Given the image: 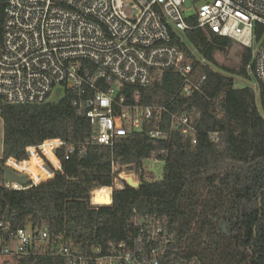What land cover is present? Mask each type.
I'll return each mask as SVG.
<instances>
[{
	"label": "built area",
	"instance_id": "obj_1",
	"mask_svg": "<svg viewBox=\"0 0 264 264\" xmlns=\"http://www.w3.org/2000/svg\"><path fill=\"white\" fill-rule=\"evenodd\" d=\"M194 29L212 30L250 49L248 71L264 86V0H6L2 23L0 18V102L41 105L60 90L64 97L74 96V105L87 118L91 144L113 150L120 139L146 133L170 146L179 133L194 146L195 114L171 110L176 98H191L206 80H191V56L183 50L185 33ZM169 72L184 78L170 102L147 105L140 90L129 92L158 86ZM1 113L0 108V120ZM211 139L218 142L219 135ZM60 152L70 160L85 149L61 138L29 146L28 158L7 160L5 172L27 177L30 185L9 182L4 172V188L25 190L54 179L63 172ZM168 152L154 150L139 167L113 157L111 195L126 185L139 189L158 182L154 169L164 172ZM98 190L91 196L96 208ZM173 240L159 216L137 211L124 240L92 250L48 228L13 231L0 219V264L43 256L64 258L67 264H162Z\"/></svg>",
	"mask_w": 264,
	"mask_h": 264
},
{
	"label": "trees",
	"instance_id": "obj_2",
	"mask_svg": "<svg viewBox=\"0 0 264 264\" xmlns=\"http://www.w3.org/2000/svg\"><path fill=\"white\" fill-rule=\"evenodd\" d=\"M6 0H1V23ZM191 56V80L202 82L191 98H176L171 110L195 114L197 144L179 133L173 144H157L146 133L120 139L112 150L91 144V127L67 93L58 103L4 105L3 158L0 159V219L14 231L28 226L48 228L92 250L126 238L134 211L161 218L174 235L162 264H264V86L237 88L234 75L251 79L252 51L243 49L241 68L220 65L219 53L235 42L208 29L185 33ZM190 48L197 51L191 55ZM202 60L205 62L202 63ZM255 77V75H254ZM184 84L174 72L162 84L140 90L147 105L166 104ZM217 133L214 142L211 134ZM61 138L84 148L65 160L63 172L25 190L4 188L5 162L28 158L27 148ZM167 149L168 159L158 182L139 189L114 191L110 206L94 207L92 192L111 187L112 158L139 167L154 150ZM163 157V152H158ZM20 264H67L64 258H22Z\"/></svg>",
	"mask_w": 264,
	"mask_h": 264
},
{
	"label": "rangeland",
	"instance_id": "obj_3",
	"mask_svg": "<svg viewBox=\"0 0 264 264\" xmlns=\"http://www.w3.org/2000/svg\"><path fill=\"white\" fill-rule=\"evenodd\" d=\"M243 48L238 44L235 43L234 46L224 52V53H219L216 57L218 63L220 65H224L225 67L233 68L235 70H240L241 68V54H242ZM253 78L251 79H246L243 77H240L238 75H234L235 79V86L237 88H246L250 87L255 90H257L259 83L256 77L252 74ZM64 97V94L60 90H56L53 95L50 98V102L52 103H58L60 100H62ZM2 148H3V123L2 120H0V154L2 153ZM156 179L159 181L163 177V171L160 168L154 169Z\"/></svg>",
	"mask_w": 264,
	"mask_h": 264
},
{
	"label": "water",
	"instance_id": "obj_4",
	"mask_svg": "<svg viewBox=\"0 0 264 264\" xmlns=\"http://www.w3.org/2000/svg\"><path fill=\"white\" fill-rule=\"evenodd\" d=\"M5 179L12 183H18L23 187H28L30 185L29 179L27 177L19 176L17 173H15L14 171L10 169L5 172ZM129 183L132 184L134 187H136L135 184H133V182L129 181ZM97 200H98V196L95 193V196L93 198L94 204L99 205V206H110L113 203V196L110 194L107 197V201L102 204L98 203Z\"/></svg>",
	"mask_w": 264,
	"mask_h": 264
},
{
	"label": "bare ground",
	"instance_id": "obj_5",
	"mask_svg": "<svg viewBox=\"0 0 264 264\" xmlns=\"http://www.w3.org/2000/svg\"><path fill=\"white\" fill-rule=\"evenodd\" d=\"M98 196V203H104L107 201V197L111 194V188L104 187L96 192Z\"/></svg>",
	"mask_w": 264,
	"mask_h": 264
}]
</instances>
